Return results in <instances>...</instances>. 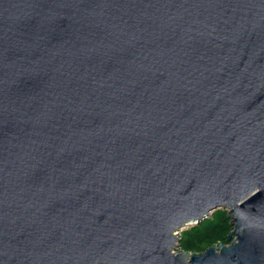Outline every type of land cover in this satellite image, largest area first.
Segmentation results:
<instances>
[{"label": "water", "instance_id": "1", "mask_svg": "<svg viewBox=\"0 0 264 264\" xmlns=\"http://www.w3.org/2000/svg\"><path fill=\"white\" fill-rule=\"evenodd\" d=\"M0 264H264V0H0Z\"/></svg>", "mask_w": 264, "mask_h": 264}, {"label": "trees", "instance_id": "2", "mask_svg": "<svg viewBox=\"0 0 264 264\" xmlns=\"http://www.w3.org/2000/svg\"><path fill=\"white\" fill-rule=\"evenodd\" d=\"M232 229L227 209L216 208L211 213L180 233L179 248L188 251H201L212 243L226 241V235Z\"/></svg>", "mask_w": 264, "mask_h": 264}, {"label": "rangeland", "instance_id": "3", "mask_svg": "<svg viewBox=\"0 0 264 264\" xmlns=\"http://www.w3.org/2000/svg\"><path fill=\"white\" fill-rule=\"evenodd\" d=\"M211 213V212H210ZM209 213V214H210ZM208 214V215H209ZM207 215V216H208ZM198 223V222H197ZM193 224H196V222H191V223H188V224H186V225H184L183 227H181V229L179 230V232H178V237H180V233L183 231V230H185L186 228H188V227H190L191 225H193ZM178 242H179V240L176 242L177 244H178Z\"/></svg>", "mask_w": 264, "mask_h": 264}]
</instances>
